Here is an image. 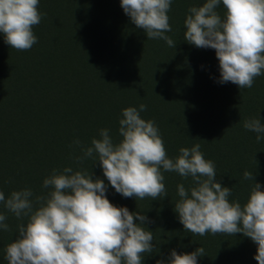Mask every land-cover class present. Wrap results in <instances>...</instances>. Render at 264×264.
I'll return each mask as SVG.
<instances>
[{"label": "rangeland", "instance_id": "obj_1", "mask_svg": "<svg viewBox=\"0 0 264 264\" xmlns=\"http://www.w3.org/2000/svg\"><path fill=\"white\" fill-rule=\"evenodd\" d=\"M88 1L98 2L102 32L112 39L82 48L60 45L56 36L43 31L32 50L0 65V189H31L35 195H46L43 180L54 169L65 167L91 170L94 179L107 185L98 161H74L73 157L81 154L74 141L90 146L93 138H99L100 130L95 127L103 120L102 129H108L113 138L118 135L122 110L144 104L147 107L141 118L155 121L164 146L171 144L172 150L165 146L168 157L174 159L180 148L199 143L204 158L216 166V181L231 188L230 202L238 200L243 205L253 183L264 190V139L258 143L257 134L243 128V122L255 116L264 125V75L257 77L250 89L220 84L215 51L206 49L197 55L196 48L183 40L189 7L202 6L205 0H173L168 13L172 31L166 35L175 47H168L163 40H148L123 13L120 0H108V5L107 0ZM78 2L73 0L75 5ZM217 11L223 18V6ZM159 47L166 50L159 52ZM3 48L16 51L8 45ZM175 48L190 60L204 63L192 80L193 89L182 82L179 63L172 68L178 78L173 83L165 85L153 78L154 73L160 80L169 74L173 65L169 56L175 54ZM87 68L91 77L85 76ZM245 171L253 173V181L243 178ZM162 173L165 187H169L164 198L136 201L123 198L111 186L106 192L114 206L126 207L151 221L144 227L153 233L154 248L143 257L159 256L165 249L169 254L173 250L178 255L188 254L203 247L211 258L218 254L220 264H257L253 258L257 246L241 234L199 236L185 231L174 205L180 199L177 185L182 183L188 189L191 178ZM4 194L9 196V192ZM2 212L7 217L10 214L4 208ZM6 247L0 238V264H7ZM169 258L164 256L163 264H168Z\"/></svg>", "mask_w": 264, "mask_h": 264}, {"label": "clouds", "instance_id": "obj_2", "mask_svg": "<svg viewBox=\"0 0 264 264\" xmlns=\"http://www.w3.org/2000/svg\"><path fill=\"white\" fill-rule=\"evenodd\" d=\"M40 0H0V34L4 43L18 52L29 51L37 41L34 27L42 19ZM173 0H120L123 13L148 40H163L172 31L168 13ZM223 6V18L217 9ZM183 40L197 49H212L218 60V83H232L239 89L253 87L264 75V0H205L191 6L184 20ZM146 105L122 110L114 142L108 129L99 131L90 146L76 140L77 164L91 159L99 162L107 181L93 178L91 170L65 167L53 170L43 180L46 195L31 189L12 191L0 204L18 221L16 238L4 249L7 264H142L143 254L153 252L151 223L137 212L116 207L107 198L108 186L123 198L157 200L167 196L163 172L191 178V187L178 184L180 197L174 205L185 231L194 235L241 234L257 247L253 257L264 264V190L253 183L246 202L231 201L232 190L216 181V166L206 160L201 145L180 148L169 158L155 121L141 118ZM246 131L264 139V125L258 116L243 122ZM91 164V165H92ZM245 180H254L245 171ZM7 215L0 212V230L10 231ZM140 221L137 224L135 221ZM203 247L188 254L171 251L168 264H197ZM157 264H163L157 261Z\"/></svg>", "mask_w": 264, "mask_h": 264}, {"label": "trees", "instance_id": "obj_3", "mask_svg": "<svg viewBox=\"0 0 264 264\" xmlns=\"http://www.w3.org/2000/svg\"><path fill=\"white\" fill-rule=\"evenodd\" d=\"M79 2L75 5L73 3V0H40L39 2V11L41 12L42 19L39 25L35 26L33 31L36 37H41L44 35L43 31L48 32L53 37H57V43L60 45H75L77 47L84 48V45H100L103 42H106V40H109L111 37L108 34H105L102 32V25H101V16L99 14L98 2L86 1V0H78ZM110 1V0H109ZM109 1L107 0L105 3L108 5ZM93 6H92V5ZM88 7V9H86ZM92 10V11H90ZM112 39V38H111ZM62 43V44H61ZM71 44V45H70ZM7 44L4 43L3 35L0 34V65L1 63H6L7 61H12L13 56H18L20 58L21 52L14 51V53L10 52L9 50L4 49L3 47ZM34 48H31V50ZM166 50V47H159L158 51L163 52ZM196 54L200 55V52L206 51V49H195ZM180 49L175 48V54L172 56H169L170 60L172 61L169 70V74L165 75V78L162 80L159 79V75L154 73L153 78L156 79L158 83H163L166 85V83H173L176 81L175 73L173 72V69H175L174 63H179L181 65V71H180V77L182 82H187L188 87L190 84V87L193 89L196 85L194 82H192L193 79L196 80V75L198 74L197 69L200 67H203L204 63L198 64L196 61L190 60L188 55L181 54ZM203 55V53H202ZM204 59L205 56L203 55ZM80 57H78L79 59ZM177 58V59H176ZM178 61H173V60ZM202 62H204L202 60ZM87 65V62H85ZM3 68V67H2ZM173 68V69H172ZM90 68L85 69L86 74L85 76L91 77L92 72L89 71ZM6 71V70H5ZM4 71V73H5ZM89 71V72H88ZM7 72V71H6ZM75 73L72 71V74ZM174 73V74H173ZM7 76L8 74L5 73ZM71 74V75H72ZM183 76V78H182ZM168 85V84H167ZM121 99V96H120ZM118 99V100H120ZM103 122H106V120L101 121V123L97 124L95 129L97 131L102 129ZM113 139L117 137V141H119L121 138L118 135H113ZM168 146L170 150L171 144L168 143ZM28 175L26 174L25 177ZM172 180V179H171ZM258 181V180H257ZM166 189H169V187H165ZM4 193L9 192V195L12 191H19L21 189H0V191H3ZM8 197V195H6ZM0 212H2V204H0ZM7 220L5 223L9 225L10 231H2L0 230V238L2 239V246H7L9 243H11L14 238L16 237V229L17 225L20 223L27 222L26 218L24 221H18L13 214H8ZM12 216V217H11ZM14 217V220H13ZM168 249H165L164 252L159 254V256H148V257H142L143 262L142 264H157V261H163L164 262V256H170L169 253H166ZM218 253V252H217ZM218 258V254L215 255V258H211L210 255H208L206 252L204 253V256L199 257L197 264H220V261ZM221 260V259H220Z\"/></svg>", "mask_w": 264, "mask_h": 264}]
</instances>
